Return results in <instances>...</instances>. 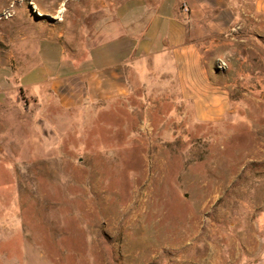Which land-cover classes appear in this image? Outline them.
<instances>
[{"label": "rangeland", "instance_id": "rangeland-1", "mask_svg": "<svg viewBox=\"0 0 264 264\" xmlns=\"http://www.w3.org/2000/svg\"><path fill=\"white\" fill-rule=\"evenodd\" d=\"M109 1L0 0V264H187L264 208V101L200 124L147 95L84 113L22 89L37 42L95 44Z\"/></svg>", "mask_w": 264, "mask_h": 264}, {"label": "crops", "instance_id": "crops-1", "mask_svg": "<svg viewBox=\"0 0 264 264\" xmlns=\"http://www.w3.org/2000/svg\"><path fill=\"white\" fill-rule=\"evenodd\" d=\"M105 6L113 21L104 22ZM101 13V37L89 47L62 32L37 42L43 65L20 82L41 106L106 113L147 95L219 124L264 101V0H110ZM243 213L227 241L215 227L216 240L198 242L210 252L187 264H264V208Z\"/></svg>", "mask_w": 264, "mask_h": 264}, {"label": "bare ground", "instance_id": "bare-ground-1", "mask_svg": "<svg viewBox=\"0 0 264 264\" xmlns=\"http://www.w3.org/2000/svg\"><path fill=\"white\" fill-rule=\"evenodd\" d=\"M32 4L34 5V7H35L36 9H39V7H38L37 4H35V3H33V2H32Z\"/></svg>", "mask_w": 264, "mask_h": 264}, {"label": "built area", "instance_id": "built-area-1", "mask_svg": "<svg viewBox=\"0 0 264 264\" xmlns=\"http://www.w3.org/2000/svg\"><path fill=\"white\" fill-rule=\"evenodd\" d=\"M185 10H186V11H188V9H185ZM221 64H222V65H224V63H223V62H222Z\"/></svg>", "mask_w": 264, "mask_h": 264}]
</instances>
